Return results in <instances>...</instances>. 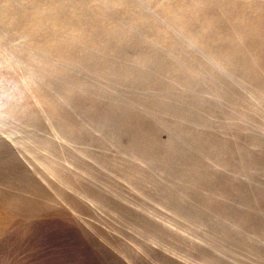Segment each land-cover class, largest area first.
Listing matches in <instances>:
<instances>
[{
    "label": "bare ground",
    "instance_id": "6f19581e",
    "mask_svg": "<svg viewBox=\"0 0 264 264\" xmlns=\"http://www.w3.org/2000/svg\"><path fill=\"white\" fill-rule=\"evenodd\" d=\"M79 5L0 0V53L30 93L65 103L68 122L56 124L68 159L91 141L100 149L52 185L69 220L52 218L32 173L12 177L26 188L0 187L3 243L30 264H264V0Z\"/></svg>",
    "mask_w": 264,
    "mask_h": 264
},
{
    "label": "rangeland",
    "instance_id": "374dc122",
    "mask_svg": "<svg viewBox=\"0 0 264 264\" xmlns=\"http://www.w3.org/2000/svg\"><path fill=\"white\" fill-rule=\"evenodd\" d=\"M86 1L75 0L78 5L79 3L83 5ZM20 68L22 67L16 64L10 56H4L0 53V97L8 95V98L10 97L13 100L20 96V99H18L19 103H7L5 108L0 109V179H3L2 181L0 180V187L10 191L18 190L17 186L26 188L29 186L26 181L12 180V177L20 169L32 173L36 177L39 188L42 191L49 192L53 197V201L50 204L52 212L55 214L52 215V218H61L58 216V213L61 211L69 220L74 212L67 203L59 199L52 185L56 187L61 186L58 178L59 174H63L69 170L81 173V169L78 166H82L87 162L91 164V156L87 157V155H99L100 149L96 146L95 142L91 141L88 142L89 152H85L80 156L83 159L75 163L68 159L70 158L68 155L71 152L76 153L68 148L66 152V144H63L64 141L59 139L60 135L57 128L58 123L66 124L68 122L63 118L64 115L62 114L65 103L60 99L55 101L49 100L46 96L36 92L30 93L28 89L29 83L21 75L22 69ZM12 81L15 82L11 83ZM76 118L80 119L79 115ZM87 125V123L83 124L78 121L72 123L75 132L81 138H84L85 127ZM94 135L98 136V133L94 132ZM109 157L110 165H116L117 154L112 149L109 152ZM217 168L219 169V167ZM117 180L119 179L117 178ZM124 182L120 180L118 185L122 187L121 189L124 194L129 197L131 191L128 184ZM65 189L69 191V188ZM104 189L106 191V188ZM26 193L30 195L29 192ZM113 197L115 200H118L117 197ZM121 202L125 203L124 201ZM84 203L93 209L95 218L104 220L99 208L88 200H85ZM149 203L166 220H171L173 216L170 211L166 210L155 200ZM67 222L69 221H66L62 225V228L67 230L76 229ZM104 229L108 230L107 227H104ZM129 230H127L128 234H134ZM65 240H67V237H65ZM3 241L4 238L0 236V264H3L5 261L10 264H21L26 256V252L14 253V247L8 248V245L3 243ZM196 241L200 245L205 244L197 239ZM217 253L220 254V252ZM22 264H30V262L24 261Z\"/></svg>",
    "mask_w": 264,
    "mask_h": 264
}]
</instances>
